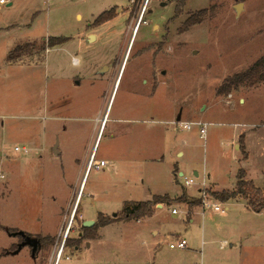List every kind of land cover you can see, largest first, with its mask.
Wrapping results in <instances>:
<instances>
[{
  "label": "rangeland",
  "instance_id": "obj_1",
  "mask_svg": "<svg viewBox=\"0 0 264 264\" xmlns=\"http://www.w3.org/2000/svg\"><path fill=\"white\" fill-rule=\"evenodd\" d=\"M48 38L66 41L43 50ZM17 47L22 51L12 52ZM263 54L264 0H7L0 5V264L51 263L78 192L66 235L71 241L60 264H264V210L253 212L242 196L222 202L214 195L234 192L240 169L245 180L264 189V83L217 94L226 77ZM81 61L109 79L74 87ZM116 77L119 90L106 112L109 120L101 123ZM128 89L138 93L124 98ZM47 96L61 106L51 118L41 108ZM122 103L140 107L137 123L116 119ZM176 117L206 123L204 137L198 125L177 130L169 122ZM150 119L158 122H143ZM155 130L165 138L158 161H150L145 147L154 136L148 131ZM241 135L240 150L233 144ZM56 142L60 155L50 150ZM94 145L95 159L107 166L92 168L79 186ZM16 146L27 153L15 152ZM177 151L184 155L176 157ZM176 164L184 167V176L172 174ZM184 177L194 184L184 187ZM148 190L181 194L159 203L163 207L153 217L159 222L157 237L144 227L151 217L139 223L118 218L89 233L82 229L99 213L109 220L123 217V210L130 212L128 202L150 199ZM202 192L222 203L226 216L202 210L203 217L190 223L184 204L177 202L201 207ZM172 206L180 215H169ZM7 229L59 239L52 252L51 245L33 252L24 244L10 253L18 238ZM81 232L92 239L74 246ZM179 238L186 239L187 251L169 248Z\"/></svg>",
  "mask_w": 264,
  "mask_h": 264
},
{
  "label": "trees",
  "instance_id": "obj_2",
  "mask_svg": "<svg viewBox=\"0 0 264 264\" xmlns=\"http://www.w3.org/2000/svg\"><path fill=\"white\" fill-rule=\"evenodd\" d=\"M112 17V16H111ZM110 16H108L106 19L102 18L100 21H108L111 19ZM66 41L65 38H48L46 43L44 41L42 43V49L44 50L46 47L52 48L54 46L61 45ZM29 47V46H28ZM33 47V45L31 46ZM14 51H22V47L15 48ZM10 51L9 56H12ZM264 83V54L259 57L254 63H252L249 67H247L245 70L234 73L231 76L226 77L220 84V86L217 88V94L218 95H226L230 93L232 90H238L240 87H254L258 84ZM243 135L239 137V149L241 150L243 146ZM246 157V155H244ZM236 190L234 192H220L215 193L214 195L222 202L229 201L230 199L234 198L235 196H242L245 200H247V207L251 209L253 212H260L261 210H264V189L261 190L259 188H256L251 181L245 180V173L242 169H240L237 173V181H236ZM249 187L250 190H247L246 188ZM170 198L168 196H158L153 197L149 201H141V202H128L130 207V212H127L123 210L122 216H117L116 218H111L110 220L106 217H104L101 213L97 215L96 222L89 228L83 227L82 229L87 230L89 233V229L93 227H101L105 226L107 224H110L114 221H116L118 218L122 221H128L130 219H143V218H149L153 215L154 207L158 205L159 203H168L170 202ZM192 204H188V207H191ZM78 209V205L76 208V212ZM75 212V213H76ZM116 216V215H115ZM75 217V216H74ZM73 217V220L75 219ZM72 220V221H73ZM7 232L15 234L18 238L25 237L26 235L24 233H19L17 230H10L7 229ZM82 236L78 239L74 240V246H78V243L80 240H88L92 239V236L89 234H83L81 232ZM33 240H36L37 247L36 251L40 249V244L42 245H52L54 239L50 237H36ZM71 240L68 236H66L63 244V248L66 247L67 243H69ZM21 242V241H20ZM25 243H20L17 245H14L12 247V252H18L19 246H24ZM42 246V247H44ZM7 253V254H10Z\"/></svg>",
  "mask_w": 264,
  "mask_h": 264
},
{
  "label": "crops",
  "instance_id": "obj_3",
  "mask_svg": "<svg viewBox=\"0 0 264 264\" xmlns=\"http://www.w3.org/2000/svg\"><path fill=\"white\" fill-rule=\"evenodd\" d=\"M94 37V36H93ZM48 51H49V49H48ZM81 64H83V70L82 71H80V72H78V74L77 75H75V77H73L72 78V83H73V86L74 87H76V86H80V84L82 83V82H84V81H89V80H96V79H100V80H104V79H109L107 76H103L102 78H99L98 76V72L100 71V70H98V68L96 69V68H94L93 69V67L92 68H89L86 64H84V62L83 61H81L80 62ZM77 64H79V61L77 62ZM9 64H7L6 66H8ZM17 65H22L23 66V64H17ZM76 65V64H75ZM118 75H119V73H118ZM91 77V78H90ZM118 77V76H117ZM117 77L114 79V82H113V85H112V90H111V96H110V99H109V101H108V104H107V107H106V111H105V113H104V115H103V117H102V119H101V122H102V120H103V118H104V120H109V115H108V117L106 118V112H107V110H108V108H109V104H110V101H111V99H112V97H113V95H114V93H115V90H116V88H117V90H116V93H115V96L117 95V93H118V90H119V85H118V87H117V85H116V83H115V81H116V79H117ZM76 81V82H75ZM134 89H128L127 90V92L125 93V95H124V98H128L130 95L132 96L133 94H131V92H134V94H136V93H138V92H136V91H133ZM148 97L149 98H151L152 96H150V95H148ZM60 99H62V98H60ZM141 100H143V98H141ZM58 102H59V99L58 100H52L51 101V99L47 96L46 97V101L42 104V112H44V116L45 115H47V118H51V113L53 112V110L55 109V107H61V106H58ZM113 103H114V101H113ZM64 104H67L66 102H64ZM64 106V105H63ZM112 106H113V104H112ZM111 106V107H112ZM34 107V106H33ZM36 107V106H35ZM112 109V108H111ZM140 109V107H138V106H133V105H128V104H126V103H122L121 104V106L120 107H118V111L116 112V115H117V117H116V119L119 121V122H130V123H137L139 120H140V112L138 111ZM124 114H126L127 116H124ZM42 118H43V116H42ZM82 117H79V118H76V119H81ZM89 121H92L94 118L93 117H90V118H87ZM180 118L179 117H176V119L174 120V119H172L171 121H169L170 122V124H172L174 121H178ZM153 122V123H157L158 121H155V120H153V119H150V120H143V122ZM160 122V121H159ZM182 122V121H181ZM173 125V124H172ZM100 126H101V124H100ZM148 132H153V134H154V136H148L150 139H151V141L149 142L150 144H148V146H146L145 148H146V150L148 151V152H150V154L149 155H147V160H150V161H158V159H156V156L158 155L157 153L160 151V149H161V146L163 145V139L165 138V136L163 135V137H161V134H160V132L158 131L157 132V130H155V133H154V131H148ZM156 134H158L159 136H158V138H156L155 137V135ZM238 146V144H237V142L235 141V143L233 144V147H237ZM58 144H57V142L52 146V149H50V150H53V151H57V153L60 155L61 153H60V151L59 150H57L58 148ZM134 150H137V148L136 147H134L133 148ZM156 150H157V152H156ZM93 151H95V145H94V147L92 148V150H91V152H90V154H89V156L91 155V153L93 152ZM96 153V152H95ZM55 154V152L53 153V155ZM182 155H184L183 154V152L182 151H177L176 152V157H179V156H182ZM89 156H88V158H89ZM95 157H96V154H95ZM88 158L85 160V162H86V164H87V160H88ZM162 158L163 157H161V159L160 160H162ZM102 160V159H101ZM105 161V160H104ZM85 168H86V165H85ZM193 172V175H194V177H197V176H199V173L197 172V171H192ZM84 173H85V170H84ZM172 174H175V175H177V176H184V167H182V168H179L178 167V164H176V165H174L173 166V170H172ZM195 174H196V176H195ZM84 176V177H83ZM83 176H82V178H81V180H80V183H79V186H80V184H81V181H82V179L83 178H85V176L86 175H84L83 174ZM85 180V179H84ZM175 181H176V179H175ZM177 182V181H176ZM140 192V191H139ZM78 194V193H77ZM81 194H82V192H81ZM168 196L169 198H170V200L171 201H173L174 199H176L177 197H179L181 194L179 193L178 195H176V196H170V195H167V194H157V193H153L151 190H148V198H150V199H148V200H146V201H149V200H151L153 197H158V196ZM170 201V202H171ZM132 202H141V200L140 201H137V200H133ZM166 204H168V203H166ZM177 204H184V206H185V211H186V215H187V218L189 219L188 221L190 222V223H193V221L194 220H197L199 217H203V212H202V209H201V207L200 206H194V207H188V205L186 204V203H184V202H177ZM162 207H163V205H156L155 206V210H154V212H153V215L151 216V218L149 219V221H152L151 222V224H150V222L148 223V224H146V225H144V227H149L150 226V233L154 236V237H157V235L159 234L158 232V229L156 228V226H159V222L158 221H156V220H154L153 219V217H155V215H156V212L157 211H159V209H162ZM173 208H176V207H174V206H172L170 209H173ZM176 209H178V208H176ZM179 211H180V209H178ZM181 211H183V210H181ZM213 213V212H212ZM85 214H87V212L85 213ZM215 215H218V216H226V214H227V211H226V214L225 215H219V214H217V213H214ZM169 215H171V214H169ZM189 216V217H188ZM88 219V218H87ZM145 219H148V218H145ZM142 220H144V219H130V220H128V221H120V222H129V221H134V222H136V223H139V221H142ZM143 227V228H144ZM142 229V228H141ZM143 231V229L142 230H140V233ZM166 232H168V231H166ZM166 235V234H165ZM44 237H50V238H53L54 239V241H53V243H52V245H51V252H52V250H53V248H54V246L57 244V242H58V235L57 234H53V235H45V236H42V238H44ZM185 239V238H184ZM186 240V239H185ZM92 241V240H91ZM85 242V241H84ZM93 242V241H92ZM92 242L91 243H89L90 245H88L89 247L92 245ZM187 242V241H186ZM226 245V243L224 242L223 244H222V246H225ZM187 246H188V244H187ZM233 246H235V245H233ZM160 246L157 248V251L158 250H160ZM183 251H187V249H185V250H183ZM53 254V253H52ZM1 258V257H0ZM61 260V259H60ZM60 260L58 261V263L57 264H60ZM73 264V263H72ZM75 264V263H74ZM91 264H100V263H98L97 261H93V262H91ZM102 264V263H101ZM106 264V263H105ZM126 264H139V261H136V260H133V261H129V262H127Z\"/></svg>",
  "mask_w": 264,
  "mask_h": 264
},
{
  "label": "built area",
  "instance_id": "obj_4",
  "mask_svg": "<svg viewBox=\"0 0 264 264\" xmlns=\"http://www.w3.org/2000/svg\"><path fill=\"white\" fill-rule=\"evenodd\" d=\"M7 3V0H0V5H4ZM228 98H231V95L228 96ZM173 125H175V128L177 130H189L191 128V126L193 125H198L200 127L199 133L202 137H204L205 133H206V123L203 122H181V121H174L172 123ZM14 151L15 152H24L27 153V150L25 148H20V147H14ZM107 166V162L104 160H99L97 161L95 159V151H93L91 153V155L89 156L88 160H87V164H86V169L85 172L86 174L92 169L95 168L97 170L102 169L104 167ZM192 184H194V181L192 178H183V186L184 187H189ZM203 186H205L204 184V178L202 180L201 183ZM201 197H200V204H201V209L203 211L208 210L211 211L213 213H217L219 215H225L227 208H224L222 203L212 200L207 192H202L200 193ZM180 211L176 208H173L170 210V214L172 216H178L180 215ZM70 225V224H69ZM69 225L68 228H69ZM67 228V227H66ZM168 237H166L165 239H167ZM64 240H65V233H64V237L62 238V241L60 242L59 247L57 248V250L53 253V260L51 263L49 264H57L58 261L61 259L62 254H63V244H64ZM169 248L170 249H186L187 248V242L184 238H179L177 239L174 243H169Z\"/></svg>",
  "mask_w": 264,
  "mask_h": 264
},
{
  "label": "water",
  "instance_id": "obj_5",
  "mask_svg": "<svg viewBox=\"0 0 264 264\" xmlns=\"http://www.w3.org/2000/svg\"><path fill=\"white\" fill-rule=\"evenodd\" d=\"M8 5H10V4H8ZM236 9L239 10V6H237ZM92 38H93V36L90 35V36H89V40L92 39ZM195 176H196V174H195ZM80 194H81V193L78 192V194H77V198H76V200H75L76 203H75L74 208H73V210H72V213H71V219H70V221H69V224H70V222H71V220H72V217H73V215H74V212H75L76 206H77L78 201H79V196H80ZM112 217H115V214H114V213L112 214ZM69 224H68V225H69ZM93 224H94V221H93V220H86V221H84V222L82 223V226H83V227H91ZM67 232H68V226H67V228H66L65 237H66ZM30 245H31L32 248H33V252H35V251H36V247H37V242H36V240H32V241H30Z\"/></svg>",
  "mask_w": 264,
  "mask_h": 264
},
{
  "label": "flooded vegetation",
  "instance_id": "obj_6",
  "mask_svg": "<svg viewBox=\"0 0 264 264\" xmlns=\"http://www.w3.org/2000/svg\"><path fill=\"white\" fill-rule=\"evenodd\" d=\"M72 220H73V217H72ZM72 220H71V222H72ZM71 222H70V224H71ZM95 223V222H94ZM69 228H70V225H69ZM69 228H68V232H69ZM18 232V231H17ZM68 232H67V234H68ZM6 233L10 236V235H13V237L14 238H18L15 234H13V233H10V232H7L6 231ZM19 233H21V232H19ZM66 234V235H67ZM82 236V234L80 235V236H78L76 239H78V238H80ZM34 238H36V236H31V235H27L26 234V236L25 237H20V238H18V241L16 242V245L17 244H20V243H25V244H27V245H29L31 248H32V246L30 245V241H32ZM21 241V242H20ZM42 246H44V245H42ZM41 246V244H40V251L41 250H43V248L44 247H42Z\"/></svg>",
  "mask_w": 264,
  "mask_h": 264
},
{
  "label": "bare ground",
  "instance_id": "obj_7",
  "mask_svg": "<svg viewBox=\"0 0 264 264\" xmlns=\"http://www.w3.org/2000/svg\"><path fill=\"white\" fill-rule=\"evenodd\" d=\"M94 38V37H93ZM101 123H104V120H102V122ZM84 175H86V172L84 173ZM69 224V223H68Z\"/></svg>",
  "mask_w": 264,
  "mask_h": 264
}]
</instances>
